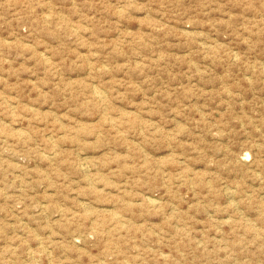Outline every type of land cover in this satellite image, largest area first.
I'll list each match as a JSON object with an SVG mask.
<instances>
[{"label": "rangeland", "instance_id": "374dc122", "mask_svg": "<svg viewBox=\"0 0 264 264\" xmlns=\"http://www.w3.org/2000/svg\"><path fill=\"white\" fill-rule=\"evenodd\" d=\"M0 264H264V0H0Z\"/></svg>", "mask_w": 264, "mask_h": 264}, {"label": "bare ground", "instance_id": "6f19581e", "mask_svg": "<svg viewBox=\"0 0 264 264\" xmlns=\"http://www.w3.org/2000/svg\"><path fill=\"white\" fill-rule=\"evenodd\" d=\"M153 202H154V200H153ZM145 203H146V202H145ZM149 203H152V201H150ZM154 204H155V203H154ZM156 204H158V203H156ZM156 204H155V205H156ZM151 205H152V204H151ZM151 207H152V206H151ZM156 207H157V206H156ZM158 207H159V206H158ZM130 210H131V209H130ZM119 223H122V222H119ZM126 225H127V224H126ZM119 226H120V225H119ZM122 226L124 227V225H121V227H122ZM115 227H116V226H115ZM116 228H117V227H116ZM116 230H117V229H116Z\"/></svg>", "mask_w": 264, "mask_h": 264}]
</instances>
